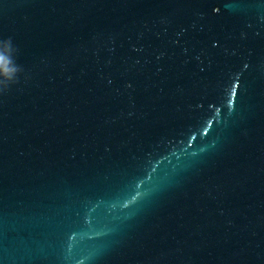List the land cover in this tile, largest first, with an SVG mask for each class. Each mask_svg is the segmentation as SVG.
<instances>
[{"label": "water", "instance_id": "obj_1", "mask_svg": "<svg viewBox=\"0 0 264 264\" xmlns=\"http://www.w3.org/2000/svg\"><path fill=\"white\" fill-rule=\"evenodd\" d=\"M9 37L0 264H264V0H0Z\"/></svg>", "mask_w": 264, "mask_h": 264}, {"label": "clouds", "instance_id": "obj_2", "mask_svg": "<svg viewBox=\"0 0 264 264\" xmlns=\"http://www.w3.org/2000/svg\"><path fill=\"white\" fill-rule=\"evenodd\" d=\"M0 42L4 43L7 49L9 50V52L11 53L10 56L4 53H0V58H2L3 61L5 62V66L0 67V68L4 70L5 75H7L9 79L12 80V83H15L17 82L18 73L22 71V68L19 65H17L16 59H15L18 50L14 46L13 40L11 37L0 40Z\"/></svg>", "mask_w": 264, "mask_h": 264}, {"label": "snow or ice", "instance_id": "obj_3", "mask_svg": "<svg viewBox=\"0 0 264 264\" xmlns=\"http://www.w3.org/2000/svg\"><path fill=\"white\" fill-rule=\"evenodd\" d=\"M5 66V62L3 61L2 58H0V67H4Z\"/></svg>", "mask_w": 264, "mask_h": 264}]
</instances>
